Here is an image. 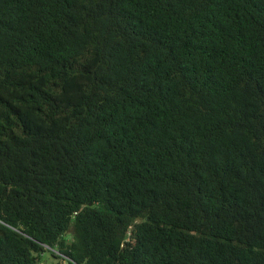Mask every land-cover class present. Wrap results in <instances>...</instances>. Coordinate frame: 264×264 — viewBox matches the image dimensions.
I'll use <instances>...</instances> for the list:
<instances>
[{
    "label": "trees",
    "instance_id": "trees-1",
    "mask_svg": "<svg viewBox=\"0 0 264 264\" xmlns=\"http://www.w3.org/2000/svg\"><path fill=\"white\" fill-rule=\"evenodd\" d=\"M264 264V0H0V264Z\"/></svg>",
    "mask_w": 264,
    "mask_h": 264
},
{
    "label": "rangeland",
    "instance_id": "rangeland-1",
    "mask_svg": "<svg viewBox=\"0 0 264 264\" xmlns=\"http://www.w3.org/2000/svg\"><path fill=\"white\" fill-rule=\"evenodd\" d=\"M56 262L60 263L62 261L52 257L51 254L46 253V255H45V257H44V259H43L41 264H56ZM62 263H64V262H62Z\"/></svg>",
    "mask_w": 264,
    "mask_h": 264
}]
</instances>
